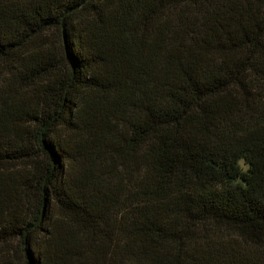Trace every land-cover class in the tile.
Wrapping results in <instances>:
<instances>
[{
  "label": "trees",
  "instance_id": "obj_1",
  "mask_svg": "<svg viewBox=\"0 0 264 264\" xmlns=\"http://www.w3.org/2000/svg\"><path fill=\"white\" fill-rule=\"evenodd\" d=\"M0 264H264V0H0Z\"/></svg>",
  "mask_w": 264,
  "mask_h": 264
}]
</instances>
